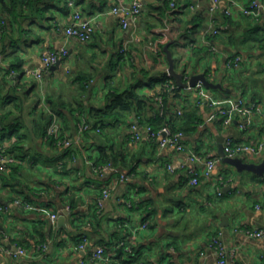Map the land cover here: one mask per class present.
<instances>
[{"label": "crops", "instance_id": "1", "mask_svg": "<svg viewBox=\"0 0 264 264\" xmlns=\"http://www.w3.org/2000/svg\"><path fill=\"white\" fill-rule=\"evenodd\" d=\"M69 1L26 5L27 16H18L0 39V83L6 89L17 83L22 102L16 107L9 101L2 108L0 101V113L13 111L26 133L9 162L18 169L0 170V264H117L122 245L134 252L130 264H220L209 246L217 235L234 253L225 264H263L264 239L247 231L264 229V173L239 172L223 161L220 148L228 138L252 145L264 138V0H259L258 16L234 4L253 0H220L216 11L210 10L212 0H140L143 9L127 27L111 8L135 0H73L94 21L89 42L64 32L73 15ZM171 1L183 10L175 12ZM4 13L0 8L1 18L8 20ZM63 46L68 55L56 68L41 78L27 73L42 67L44 51ZM168 54L187 85L178 96L169 95L167 108L173 115L196 108L198 115L192 128L183 130L182 152L160 147L144 129L164 112L161 84H149L168 72ZM14 60L21 61L17 80L6 72ZM127 90L151 100L139 110H124L99 130L85 132L78 111L70 112L81 100L82 113L89 115L109 104L111 91ZM50 115L48 128L60 124L75 154H62L44 135ZM137 121L141 138L133 141L130 125ZM11 129L3 135L0 129V147L14 141ZM101 148L117 154L114 163L97 164ZM191 151L217 158L212 177H201L196 186L187 170ZM239 157L260 163L264 150ZM167 164L176 169L170 171ZM108 185L111 196L99 208L101 190ZM83 233L88 235L84 249L78 246ZM97 246L105 247L108 259H96ZM18 247L27 255L15 260L10 251Z\"/></svg>", "mask_w": 264, "mask_h": 264}, {"label": "built area", "instance_id": "2", "mask_svg": "<svg viewBox=\"0 0 264 264\" xmlns=\"http://www.w3.org/2000/svg\"><path fill=\"white\" fill-rule=\"evenodd\" d=\"M69 5L73 7V15L72 19L69 24L64 26V32L67 37H74L80 40L81 42H89L93 38L95 25L94 21L91 18L85 17L83 13L75 8V3L73 0H70L68 2ZM234 4L237 5V7L240 9V11L247 15L252 16H258L261 12V9L263 8V4L259 0H253L248 5H239L236 2ZM220 0H212L210 5L211 11H216L220 7ZM171 7L174 8L175 12L182 11L183 9L176 5L174 1H171ZM143 9V3L140 0H135L133 4H126V3H120L116 6H113L111 8V11L114 13H120L122 15L121 18V24L123 27H127L129 24V18H133L138 16ZM190 10H195V6L191 5ZM226 13H230V9L227 8L225 10ZM216 32V31H215ZM122 51H125L123 49ZM68 55V49L63 46L59 50H47L44 51L41 55V62L42 67L41 68H32L28 69L27 73L30 75H34L37 78H41L44 73L48 72L49 69L55 65L58 61H61L64 57ZM19 73H17L14 70H11L10 75L17 76ZM169 76V71L167 72ZM181 113L182 111H178ZM225 113V111H223ZM81 127L83 130H88L90 126L88 124H81ZM147 132H149L150 138L154 141H157L159 146L162 148L165 147H172L177 151H184L185 145H184V136L185 132L182 129L173 131L172 128L168 125H165L161 127L157 132H154L151 130V128L147 125L144 128ZM99 130V128H97ZM48 134H60V124L57 122H53L51 126L48 128ZM130 137L133 141H137L141 138V127L137 122H133L130 125ZM60 145L64 147H69L73 145V140L70 136L65 135V138L59 142ZM264 150V138L263 140H260L256 144H239L234 142L231 138H228L227 141L224 144V151L227 156L235 157L239 156L243 153H250V154H260ZM187 161L189 162L187 164L188 171L190 174L189 183L193 186H196L200 183L201 177L204 178H211L213 174V170L215 168V164L217 162V158L214 156H211L209 154H205L204 156H201L195 151H191L188 154ZM15 158L12 155L6 154L3 151H0V170L4 171L7 169V165L9 162L14 161ZM201 164L202 169H198L195 164ZM183 165V164H182ZM181 165V166H182ZM184 166V165H183ZM101 168V166H98ZM167 168L170 171H174L176 167L172 164H167ZM122 178H125L124 175H122ZM111 187L110 185L103 187L101 190V195L98 198V206L99 208H103L104 203L109 197L111 196ZM54 217L56 215H53ZM249 236L255 237V238H261L264 239V229H253L247 231ZM88 235L86 233H83L81 236V242L79 243V248L84 249L85 245L87 244ZM215 252L217 253L219 257V263L225 264L227 261V258L229 256H233L234 253H230L225 245L222 243V241L219 239L218 235L213 236L211 238L210 244ZM43 249H47V245L43 246ZM128 251L129 248H127ZM10 254L13 256L15 260H19L21 257L27 255V251L23 247H18L12 251H10ZM94 256L96 259L102 260V259H108V255L106 253V249L104 246H97L94 251ZM263 264H264V258H263Z\"/></svg>", "mask_w": 264, "mask_h": 264}, {"label": "trees", "instance_id": "3", "mask_svg": "<svg viewBox=\"0 0 264 264\" xmlns=\"http://www.w3.org/2000/svg\"><path fill=\"white\" fill-rule=\"evenodd\" d=\"M39 0H1L0 8L1 10H4L5 13H7L8 20L6 18H1L0 14V39L3 40L8 33V30L10 29L9 26H11L14 22H18V16L25 17L28 13L23 12V8L27 5L29 8H34L36 3ZM68 3V2H67ZM46 9V8H45ZM4 13V14H5ZM199 16V17H198ZM14 18V19H13ZM196 20H201L199 14H195ZM70 23V22H69ZM68 23V24H69ZM66 26V25H65ZM9 34V33H8ZM62 60V59H61ZM21 61H13V64L6 70L7 73L10 74L11 70L16 71L17 73H21ZM19 78V75L14 78V80H17ZM82 78V77H80ZM185 79H182V82H184ZM161 84V91L159 93V96L162 99L161 105L163 106V114L158 116L154 120H148L147 124L153 130L154 132H157L161 127L168 125L172 128L173 131L182 129L184 131H187L188 128H192V124L196 123V119H198V115L196 114V108L194 109H188L185 107L182 109L181 113H177L176 115H173L170 110L167 108V102L169 95L173 94L178 96L180 89H182L183 86L179 85L177 82H175L174 78L172 76H169L167 73H163L160 77H153L152 82L149 85H157ZM185 83V82H184ZM107 87L112 89L111 84H107ZM19 89V85L16 83L15 85L11 86L10 88L6 89L5 84L0 83V101L1 107L4 108L6 104H8L9 101H13L14 105L16 107H21V97L17 90ZM109 104L105 107H94L89 115H85L83 112L85 106L84 101L77 100L76 106H74V109H71L72 116L75 114L73 111H78L79 118L77 117L78 121H81L82 124H88L90 128H100L105 125V122L108 120H111L112 118L118 119L122 115H124V110H127V112L133 110L134 107H137L139 110L141 108V105L147 103L149 100V97L142 96L138 93H136L134 90H127L124 92H116L111 91L109 94ZM52 103H54V100H50ZM66 107V102L62 104ZM55 107V108H54ZM56 105L53 104V108L61 117H65L63 113L56 109ZM179 111V110H178ZM81 115V116H80ZM139 121H141V117L138 114ZM13 115V111L10 109L5 110L3 113H0V129L1 134L7 132V128H12L8 135L14 137V141L12 144L7 147H0V151L5 152L6 154L12 155V152H16L18 149L21 148L22 141L24 140L25 134L22 130V122L20 117H16ZM82 118V119H81ZM53 116L50 115L48 118V125L46 124V127L43 129L44 135L47 136L50 143L54 146L62 149V154L71 156V154H75L76 147L69 146L64 147L59 145V142L62 141L65 138V132L63 127L60 128V134H48V126L53 121ZM15 120V122H13ZM101 127H100V126ZM89 128V129H90ZM86 130L85 132H87ZM0 135V136H2ZM13 156V155H12ZM115 156L117 154L114 151H109L107 149L101 148L99 149V156L96 158L97 164H107L110 162L114 163ZM120 156V155H119ZM118 157V156H117ZM8 165L13 169H18V166L14 163H8ZM64 165V164H62ZM65 167V166H64ZM134 252L128 251L127 246H120L117 249V254L115 256V261H117V264H130L131 259L134 258Z\"/></svg>", "mask_w": 264, "mask_h": 264}, {"label": "water", "instance_id": "4", "mask_svg": "<svg viewBox=\"0 0 264 264\" xmlns=\"http://www.w3.org/2000/svg\"><path fill=\"white\" fill-rule=\"evenodd\" d=\"M168 58L170 60V66L168 68V71L170 73V75L175 78V80L177 81V83L181 86H186L187 84L182 82V75L179 74L175 68H174V61L173 58L171 56V54H168ZM61 61H58L55 65L52 66V68H56ZM199 79V76L196 78H193L190 81V84L192 86L195 85V81ZM220 154L222 156V159L224 162L229 163L231 165H233L239 172H243V171H250L259 175H263L264 173V159L263 161H261L260 163L257 162H246L244 161V159L242 157L239 156H235V157H230L227 156L223 146H221L220 148Z\"/></svg>", "mask_w": 264, "mask_h": 264}]
</instances>
